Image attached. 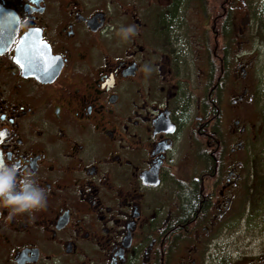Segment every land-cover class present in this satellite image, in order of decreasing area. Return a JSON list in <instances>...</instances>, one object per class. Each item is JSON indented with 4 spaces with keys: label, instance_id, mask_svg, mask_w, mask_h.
<instances>
[{
    "label": "flooded vegetation",
    "instance_id": "obj_1",
    "mask_svg": "<svg viewBox=\"0 0 264 264\" xmlns=\"http://www.w3.org/2000/svg\"><path fill=\"white\" fill-rule=\"evenodd\" d=\"M0 133V264H264V0H0Z\"/></svg>",
    "mask_w": 264,
    "mask_h": 264
},
{
    "label": "clouds",
    "instance_id": "obj_2",
    "mask_svg": "<svg viewBox=\"0 0 264 264\" xmlns=\"http://www.w3.org/2000/svg\"><path fill=\"white\" fill-rule=\"evenodd\" d=\"M121 31L125 37L135 35L136 26L128 25ZM47 204L45 190L27 171H21L13 161L0 154V208L9 216L31 213L43 209Z\"/></svg>",
    "mask_w": 264,
    "mask_h": 264
},
{
    "label": "rangeland",
    "instance_id": "obj_3",
    "mask_svg": "<svg viewBox=\"0 0 264 264\" xmlns=\"http://www.w3.org/2000/svg\"><path fill=\"white\" fill-rule=\"evenodd\" d=\"M258 64H262L259 62ZM257 154L253 157L252 168H249V181L264 186V136L256 144Z\"/></svg>",
    "mask_w": 264,
    "mask_h": 264
},
{
    "label": "snow or ice",
    "instance_id": "obj_4",
    "mask_svg": "<svg viewBox=\"0 0 264 264\" xmlns=\"http://www.w3.org/2000/svg\"><path fill=\"white\" fill-rule=\"evenodd\" d=\"M3 135V133H0V136H2Z\"/></svg>",
    "mask_w": 264,
    "mask_h": 264
}]
</instances>
